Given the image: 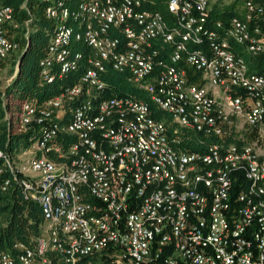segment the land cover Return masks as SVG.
Returning a JSON list of instances; mask_svg holds the SVG:
<instances>
[{"label": "built area", "instance_id": "built-area-1", "mask_svg": "<svg viewBox=\"0 0 264 264\" xmlns=\"http://www.w3.org/2000/svg\"><path fill=\"white\" fill-rule=\"evenodd\" d=\"M45 1L39 77L66 81L21 102L30 145L0 149V190L43 222L0 264H264V73L246 59L264 54V0ZM10 26L0 0V63L20 49ZM110 70L149 101L114 93ZM181 129L202 150L179 147Z\"/></svg>", "mask_w": 264, "mask_h": 264}, {"label": "trees", "instance_id": "trees-1", "mask_svg": "<svg viewBox=\"0 0 264 264\" xmlns=\"http://www.w3.org/2000/svg\"><path fill=\"white\" fill-rule=\"evenodd\" d=\"M14 10V20L17 27L10 26L8 37L19 44L16 57L8 58L0 63V67L10 63L16 66L12 80L4 88L0 87V149L8 155H15L28 147L33 136L27 133H18L19 107L28 97H35L42 101L58 94L64 79L52 83L44 82L39 77L38 62L44 55L53 29V21L44 14L45 0H4ZM156 9L167 16L165 6ZM235 14L232 7H226L223 13L213 12L215 17L226 19ZM251 70L264 73V54L256 57L246 56ZM10 69H13V68ZM13 72V70H12ZM79 73L71 76L76 79ZM105 79L112 85L116 94H130L137 98L149 101V95L135 87L131 81L118 72L108 71ZM72 81H68L71 83ZM152 115L165 122L170 121V115L151 105ZM178 146L183 149L202 150L200 133H182ZM212 141L211 138L206 139ZM1 163V159H0ZM0 174V183L3 180ZM43 219L40 207L33 201L25 198L21 190L12 188L6 192L0 190V252L9 250L13 243H28L41 230Z\"/></svg>", "mask_w": 264, "mask_h": 264}, {"label": "rangeland", "instance_id": "rangeland-1", "mask_svg": "<svg viewBox=\"0 0 264 264\" xmlns=\"http://www.w3.org/2000/svg\"><path fill=\"white\" fill-rule=\"evenodd\" d=\"M12 65L8 62L4 64V66L0 67V87L4 88L13 78V75L16 70V66L12 67L13 69H10ZM13 70V72H12Z\"/></svg>", "mask_w": 264, "mask_h": 264}]
</instances>
